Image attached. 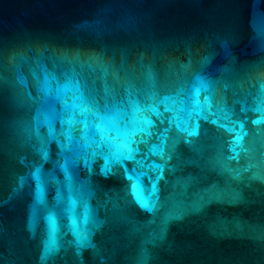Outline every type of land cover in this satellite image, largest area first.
Returning a JSON list of instances; mask_svg holds the SVG:
<instances>
[{
  "label": "water",
  "instance_id": "95a60500",
  "mask_svg": "<svg viewBox=\"0 0 264 264\" xmlns=\"http://www.w3.org/2000/svg\"><path fill=\"white\" fill-rule=\"evenodd\" d=\"M0 264H264V0H0Z\"/></svg>",
  "mask_w": 264,
  "mask_h": 264
}]
</instances>
